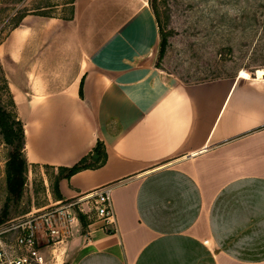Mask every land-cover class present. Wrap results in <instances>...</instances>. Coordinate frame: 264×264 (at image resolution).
Instances as JSON below:
<instances>
[{
	"label": "crops",
	"instance_id": "obj_1",
	"mask_svg": "<svg viewBox=\"0 0 264 264\" xmlns=\"http://www.w3.org/2000/svg\"><path fill=\"white\" fill-rule=\"evenodd\" d=\"M64 7L32 11L0 43L29 165L107 154L60 186L65 200L111 187L115 226L78 227L60 263L264 264V77L163 73L149 0Z\"/></svg>",
	"mask_w": 264,
	"mask_h": 264
},
{
	"label": "rangeland",
	"instance_id": "obj_2",
	"mask_svg": "<svg viewBox=\"0 0 264 264\" xmlns=\"http://www.w3.org/2000/svg\"><path fill=\"white\" fill-rule=\"evenodd\" d=\"M71 1L0 0V43L32 11L70 17L71 7L56 6ZM155 1L162 34L168 41L165 52L159 46L155 54V65L163 73L193 85L237 76L251 78L257 70H264V0ZM5 87V74L0 71L3 105L15 113L12 97ZM12 151L0 129V220L3 223L61 201L56 189L59 185L61 192L63 172L39 165H29L23 196L10 199L7 163ZM81 215L89 225L97 219L95 214L88 217L80 212ZM89 225L81 224L84 233Z\"/></svg>",
	"mask_w": 264,
	"mask_h": 264
},
{
	"label": "built area",
	"instance_id": "obj_3",
	"mask_svg": "<svg viewBox=\"0 0 264 264\" xmlns=\"http://www.w3.org/2000/svg\"><path fill=\"white\" fill-rule=\"evenodd\" d=\"M111 197L107 186L0 224V264H62L57 247L75 236L80 212L115 226Z\"/></svg>",
	"mask_w": 264,
	"mask_h": 264
},
{
	"label": "trees",
	"instance_id": "obj_4",
	"mask_svg": "<svg viewBox=\"0 0 264 264\" xmlns=\"http://www.w3.org/2000/svg\"><path fill=\"white\" fill-rule=\"evenodd\" d=\"M149 4L157 19V24L160 31V46L162 52L164 53L168 41L167 38L164 37L162 34L160 21L158 19V16L156 15L157 14L156 1L149 0ZM24 17L25 16L21 18V20L15 26V28L21 24ZM0 71L3 72L1 61H0ZM5 84H6L5 88L10 93L6 78H5ZM81 95H83L82 89H81ZM12 103H13V107L15 108L14 101ZM0 129L2 130L6 143L13 148L10 159L7 163V185H8L10 199H19L24 194V190L27 184L26 175L29 169V162L26 156V146H27L26 130L24 123L18 118L16 110L15 113L10 112L3 105V96L1 92H0ZM94 152L95 153L93 155L84 158L78 164H76L71 168H59L60 171L63 172L60 180L70 179L76 174L87 169H98L104 166L107 161V154L105 150H103L101 144L98 145V147L95 149ZM56 191L59 200H63V196L60 192L59 185H57ZM80 219L85 227L89 225L88 221L86 220L87 219L86 217L81 215ZM1 223H3L2 220H0V224Z\"/></svg>",
	"mask_w": 264,
	"mask_h": 264
},
{
	"label": "bare ground",
	"instance_id": "obj_5",
	"mask_svg": "<svg viewBox=\"0 0 264 264\" xmlns=\"http://www.w3.org/2000/svg\"><path fill=\"white\" fill-rule=\"evenodd\" d=\"M256 76H257V78H263L264 77V70H262V69H260V70H257V72H256ZM248 79H249V77H248Z\"/></svg>",
	"mask_w": 264,
	"mask_h": 264
}]
</instances>
